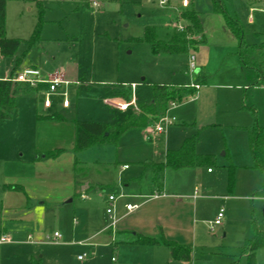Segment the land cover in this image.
<instances>
[{"label":"rangeland","instance_id":"obj_1","mask_svg":"<svg viewBox=\"0 0 264 264\" xmlns=\"http://www.w3.org/2000/svg\"><path fill=\"white\" fill-rule=\"evenodd\" d=\"M160 1L42 0L40 4L29 0L8 1L7 37L22 42L15 58H2L0 61V78L11 75L19 57L22 63L17 67L18 72L35 66L42 71L44 78L58 73L70 83L67 91L72 108L68 111L63 110V99L59 95L63 90L50 96L52 110H44L45 93L19 94L17 103L19 109H23V119H26L24 109H27V103L34 101L42 117L57 112L68 119H76L78 114L80 119L87 120L96 116L94 109H107L104 110L105 115L114 122L123 121L125 113H111L113 118L110 115L105 99L110 100L113 92L131 89L135 84L137 91L132 92L129 99L135 97L139 104L149 103L155 85L190 87L193 82L199 85L206 78L194 97L168 111L166 116L174 123L164 135L154 129L135 132L137 160L163 162L167 150L180 149L187 137H198L197 149L203 151L200 153L215 158L213 173L208 174L207 168L166 171L165 195L172 198L166 207L167 223L170 217L174 220L169 234L190 240L194 254L205 264H230L234 261L230 255L237 254L240 256L238 259H242L245 240H251L258 227L264 232V200L252 198L263 187L264 178L253 168L247 142V128L256 124L264 127V87L255 86L254 74L234 56L237 40L224 31L223 16L214 12L212 0H189L192 2L189 10L204 14L207 45L188 54H155L150 44L142 42L146 29L155 27L159 40H169L178 35V22L174 20L184 11L182 0H169L166 7H161ZM224 1L227 11L242 23L246 43H264V0ZM250 16L254 20L252 25ZM40 21V39L31 46L30 39ZM192 55L197 58L199 73L191 72ZM82 83L89 90L79 93ZM130 109L138 110V104ZM96 118L101 119V116ZM8 123L0 121V233L4 230L8 233L14 231V234L11 235L12 244H0V264H85L88 261L90 264H113V255L118 258L115 264L175 263L166 256V251L169 252L166 247L158 252L165 255L156 256L153 248H147L150 251L148 255L145 247L139 248L143 252L137 258V246L128 244L122 245L116 254L105 244L100 250L92 248L90 259L80 261L79 256L89 249L85 251L86 248L74 246L71 244L73 238L64 235H72L74 216L78 225L84 220L82 212L86 204L79 198L74 203H61L47 209L41 223L35 224V229L27 223L10 221L9 216L2 213L5 180L28 175L31 168L22 166L20 160H27L28 154L16 153L21 141L14 133L7 135ZM126 138H121L119 143L124 145ZM145 145L146 148H141ZM122 153L128 155L130 150L126 147ZM112 157L108 153L107 158ZM230 162L235 167L232 190L229 189ZM131 167L136 169V166ZM87 170L85 172H96L91 167ZM151 184L152 173L148 170L137 187L148 193ZM196 191L199 198L194 200ZM99 193L101 191L96 189V195L87 204L88 209L102 219L106 212ZM122 194L119 192L117 195ZM124 199L117 200L116 209ZM221 208L225 211L223 225L212 229ZM195 229L197 241L193 244ZM55 231L61 232L70 244L39 246L28 242L30 234L40 232L48 236ZM242 264H246L245 258Z\"/></svg>","mask_w":264,"mask_h":264},{"label":"crops","instance_id":"obj_2","mask_svg":"<svg viewBox=\"0 0 264 264\" xmlns=\"http://www.w3.org/2000/svg\"><path fill=\"white\" fill-rule=\"evenodd\" d=\"M191 5L192 2L190 1V6L188 8H184V11L190 9ZM196 12L200 14L203 25L204 36L206 40L204 44L200 45L196 49V51H200V49H202V47H204L208 43V31L205 26L204 14H202L199 11ZM176 20L177 19H175L174 21ZM253 22H254L253 17L250 16L249 23L252 25ZM181 24L184 26L182 22ZM224 31L230 34L231 36H233V34L227 29L225 24H224ZM176 32L178 34H181L178 31V29ZM234 49L236 50L233 54L235 57H237L235 55V53L237 52V45ZM191 52H193V50ZM1 60L2 58L0 57V61ZM32 68H37V67L34 66ZM22 71L18 72L16 68V72H15L16 76ZM196 71L199 73L200 72L199 68H197ZM10 77L11 75L6 74L5 77L3 76L0 79L6 80L9 79ZM204 81H207V79L206 78L203 79V82L199 84L200 87L204 84ZM192 84H194V82ZM83 85L84 84L82 83L79 86L78 88L79 93L84 91L87 92L89 90V87H85ZM135 90L136 88L133 89L132 87L131 89L126 88L122 92H113L112 98L110 100L105 99V104L109 108L108 110L110 112V115L111 113L112 115H115V113L118 111L125 113L124 120L117 122H114L113 120L110 119L108 120V117L104 113V110L107 109H94L96 112V116L93 119H87V120L80 119L78 114L76 119H68L63 115L58 114L57 112H53L50 113L48 116H44V117H50V116L56 117L57 120H50L46 118L39 119V117L42 116L39 115L38 104L34 103V101H30L29 103H27L26 105L27 109H24V115H26V119H23L21 115L23 109H19L18 115L14 119L7 121L9 122L8 126H10L7 127V135L15 134L16 138H18V140L21 141V146L17 148L16 153L24 152L25 154L26 153L28 154V158H26L27 160L25 161L20 160V162L24 168L29 167L31 169H29L30 174L28 175H21L16 178L10 177L12 179L6 178L3 187V195H2L3 215L4 214L8 215L9 216L8 219L12 222L27 223L29 226H31V228L35 229L36 228L35 224L37 225L41 223L42 218L45 215L47 209H51L53 206L59 205L61 203H74L76 198L83 200L85 202L84 204H86V209H84L82 212V218L84 217V220L82 221L81 225H78V220L74 216L73 219L74 228L72 235L68 236L66 233H64V235H66L67 237L73 238L71 244H73L74 246L77 245L80 246L81 248H86L85 251L89 249L87 252L84 253L86 258L85 260H83V262L86 261L87 259H90V256L93 255L94 250H92V248L96 250H100V248L103 247L102 245L104 244L110 246L113 252H115L114 254H116L120 249V247L122 245H125V244H121L116 247L115 241L118 238L127 239L128 237H136L138 235H141L143 237H147L151 239H159L162 236H164L166 239L170 241H175L182 245H189L190 240H187L186 238H181L179 236H172L171 234H169V230L172 228L174 220L170 217L169 224L167 223L168 221H167L166 207L168 204L172 202L171 201L172 198L165 195V190H166L165 174L168 169H166L163 172H158L154 166L157 164H162L165 161L154 162L151 160H137V137H136L137 135L135 134V132H137V130H142V131L153 130L157 123L156 121L155 122L153 121L152 124H150L147 128L133 129L131 130V132L129 131L128 133H126L127 136L130 137L126 138L127 137L126 134L123 136L126 138L125 140H127V141L125 140L123 141L125 142L124 145L122 143L121 144L119 143L121 140L120 139L117 145H113V144L101 145V146L85 149L80 152H75L73 150L76 140L77 122L121 124L126 120L127 115H129L130 113L136 110V109H132V110L130 109L135 104L138 105L148 104V103L139 104L138 100L135 97H132V100L129 99L131 93L134 92ZM44 91L43 90L39 92L33 91L32 93L41 94L44 93ZM197 91H199V89ZM133 101L135 102V104L129 106L127 110L120 109V105L130 104L133 103ZM62 107L64 111H68L72 108V103L70 104L69 108H65L63 106V101H62ZM52 108L53 105L50 108H45L44 110H52ZM77 113H78V109H77ZM99 116H101V119L96 118ZM249 128H247L248 148H249V141H248ZM160 135H164V134H160ZM192 137H197V136L194 135ZM192 137L185 138L183 144L187 139ZM198 145H199V140L197 137V146H196L197 153L199 155H209V154H201L200 152L203 151H199L197 149ZM126 147L128 150H130V153L128 155L122 153V150L124 149L126 150ZM146 147L147 146L145 145L144 147L141 148H146ZM58 150H62L63 152L59 156H57V158L47 157L49 153H53ZM177 150L179 149L167 150L165 154V160L168 151H177ZM108 153H111L113 157L107 158ZM252 163H253V159H252ZM132 165L136 166L135 167L136 169L132 170L133 169V167H131ZM126 166H128V168H125ZM89 167L93 168L96 172L94 171L93 173L90 171L85 172V170H87V168ZM148 170H150L152 173V184L150 191L148 190V193H144L143 192L144 189L142 187L138 188L137 184L140 183L141 178L145 175L146 171ZM207 171L208 174L213 173L212 169L210 168H207ZM94 173L97 174V177L94 175ZM98 176H101V178H99ZM9 186L20 187L23 189V191L7 188ZM96 189L101 191V194L99 193V195L98 194L97 195L99 196L100 200H103V204L105 206L106 213L102 219L97 218L90 211V209H88L89 205L87 204V201H91V197L96 195L94 194L96 192ZM106 192L109 193V195H117L119 192H122L123 193L122 195H117V196L119 197V199L125 198L122 201V203H118L117 209H115V217L118 221L115 230L110 228L111 220L109 218V215L107 214V197L109 195H107ZM154 195H159V196L157 198L156 197L154 198L153 197ZM254 197L255 196H253L252 198ZM198 198H199V193L198 191H196L194 193V200H197ZM256 198H260V197H256ZM261 199L264 200V198ZM128 204L139 205L140 207L132 212H128L126 209V205ZM263 216H264V212H263ZM223 221L220 226L223 225ZM194 231L195 232L194 235L192 236V243L196 244L197 231L196 229ZM10 233L5 232L4 230L0 233L1 245L13 243V239L11 235L14 234V231H11ZM55 233H60L61 238H59L58 241L53 242L48 238L50 237L54 239L53 237ZM64 235L59 231H55L52 235H48V236L44 235L43 233L37 232L35 233V235L32 234L28 235V242L30 244L39 245V246L45 244H55V245H63V244L67 245L68 243L70 244V241H68L67 238L65 239ZM75 238H77V240ZM108 238L111 239V241H109ZM249 240L248 239L245 240L244 246ZM142 247L145 246L137 245V258L143 252L142 249H139ZM145 248H146L145 249L146 255H148L150 252L147 248H153L152 250H156L153 251V252H157L154 253L155 256L159 254L165 255L164 253H158L160 252V248H164V246L145 247ZM243 248L241 254L242 259L239 260L238 258L240 256H238L237 254L230 255V257L234 259V261L230 262V264L232 263L242 264L244 258L246 259V264H247V254H243ZM263 250L264 248L260 249L256 254L257 264H264ZM168 251L169 252L166 251V256H168V258L170 256L172 261L175 262L172 264H205L197 258L194 249H193V258L189 262H181V261L173 260L169 249ZM120 256L121 257L123 256L122 251ZM31 260H33V258ZM111 261L113 264H115L118 261L117 256L113 255ZM90 263L91 262L88 261L85 264H90ZM137 264H141V263L138 262Z\"/></svg>","mask_w":264,"mask_h":264},{"label":"trees","instance_id":"obj_3","mask_svg":"<svg viewBox=\"0 0 264 264\" xmlns=\"http://www.w3.org/2000/svg\"><path fill=\"white\" fill-rule=\"evenodd\" d=\"M8 1L26 0H0V57L15 58L21 45L20 39H10L6 34V6ZM41 3L42 0H29ZM91 2V0H81ZM122 0H100L101 3H118ZM214 12L223 16L225 26L237 40V52L241 65L250 70L256 77L255 86L264 87V43L261 45L247 44L245 41V30L237 17H233L226 8L224 0H212ZM178 23H183L185 31L182 34L172 36L169 40H159L155 27H148L142 42L150 44L157 55L163 54H188L205 43V36L200 14L194 10L187 9L179 13ZM42 22L36 27L32 38L33 46L40 39ZM22 63L21 58H16V68ZM16 68L11 77L6 80L0 79V121L7 122L18 115L17 96L21 93L39 92L47 90V85H39L36 88L16 83ZM197 89L188 86L171 87L168 85H155L152 87V100L148 104L138 105L136 109L121 124H101L92 122L76 123V140L74 151L80 152L101 145H117L119 140L129 131L138 128H147L152 122H158L168 112L172 103L182 104L189 98L196 95ZM57 120L56 117H39ZM248 141L253 168L260 171L264 178V127L255 126L248 129ZM197 137L187 139L183 146L177 151H168L166 160L162 164L154 165L158 172L166 169H195L210 168L214 166L215 158L211 155H199L196 151ZM63 151L58 150L49 153L47 157L57 158ZM153 166V165H152ZM235 167L229 166V189L232 190L235 184ZM9 189L23 191L17 186H9ZM255 197L264 198V185L254 193ZM121 244L140 245L145 247H167L173 260L189 262L193 258V247L170 241L162 236L159 239H151L138 235L127 239L118 238L115 246ZM264 248V232L258 227L253 238L245 244L243 254H247V264H257L256 254ZM234 264V263H232Z\"/></svg>","mask_w":264,"mask_h":264},{"label":"built area","instance_id":"obj_4","mask_svg":"<svg viewBox=\"0 0 264 264\" xmlns=\"http://www.w3.org/2000/svg\"><path fill=\"white\" fill-rule=\"evenodd\" d=\"M169 0H161L160 1V5L162 7L167 6ZM95 6H99L96 2H94ZM182 6L183 8H188L190 6V1L189 0H182ZM178 31L180 33H184L185 28L181 23H178ZM190 69L191 72L194 73L197 70V64H196V56L192 55L190 57ZM16 83L19 84H24L27 85L29 87L32 88H36L39 85H47L48 89L44 91L46 97H45V101H44V107L45 108H50L53 105V101L50 98L51 95L54 94H58L60 92V90H63L62 93H59V95H61V97L63 98V106L65 108H69L70 107V100L68 98V86H69V82L64 78V76L62 74H55V75H50L49 78H44L42 71L37 69V68H27L24 69L22 72H20L15 80ZM191 88H195V89H200V85H196V84H192L190 86ZM132 88L135 89L136 85H132ZM134 103V101H133ZM133 103L130 104H125V105H120V109L121 110H127L129 108V106H131ZM177 104L172 103L170 105L171 109L172 107H175ZM174 123V121L170 120L166 115L163 116L155 125L154 127V131H156L158 134H165L166 130L169 126H171ZM125 168H128V166H126ZM159 195H154L153 197L157 198ZM119 199V197L117 195H109L107 197V214L109 215V218L111 220L110 223V228L115 230L116 226H117V219L115 217V205L117 200ZM140 206L139 205H132V204H128L126 205V209L128 212H132L136 209H138ZM224 209L221 208V210L218 213L217 219L213 224L212 229H215L217 226H220L222 224V221L224 219ZM54 239L52 238H48L49 240L56 242L58 241L59 238H61V234L60 233H55L54 234ZM86 256H80L79 259L81 261L85 260Z\"/></svg>","mask_w":264,"mask_h":264}]
</instances>
